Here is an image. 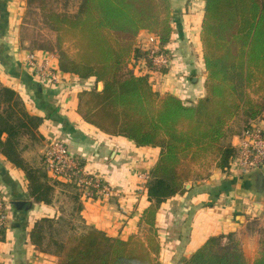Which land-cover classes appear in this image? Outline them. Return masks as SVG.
Here are the masks:
<instances>
[{
	"label": "trees",
	"instance_id": "trees-1",
	"mask_svg": "<svg viewBox=\"0 0 264 264\" xmlns=\"http://www.w3.org/2000/svg\"><path fill=\"white\" fill-rule=\"evenodd\" d=\"M25 1L43 11L44 22L55 33L58 69L102 83L100 90L79 92L82 119L136 146L159 148L145 185L149 204L140 220L143 236L113 238L90 227L61 237L54 220L42 217L29 231L30 242L39 252L54 255L57 264H159L156 214L161 204L182 194L188 182L203 179L198 167L207 162L228 173L237 152L229 141L230 124L239 118L245 127L264 116V0H202L205 94L190 104L174 94L158 93L147 74L128 67L141 56L157 69L148 51L139 48L137 36L146 30L161 45L171 40V0H77L73 11L48 7L52 0ZM42 121L27 110L14 88L0 82V155L25 173L28 196L49 204L59 181L51 180L43 165L22 156V139L38 137ZM259 232V252L251 264H264V228ZM4 233L0 227V240ZM183 264L249 263L240 242L228 233L208 237Z\"/></svg>",
	"mask_w": 264,
	"mask_h": 264
},
{
	"label": "crops",
	"instance_id": "crops-1",
	"mask_svg": "<svg viewBox=\"0 0 264 264\" xmlns=\"http://www.w3.org/2000/svg\"><path fill=\"white\" fill-rule=\"evenodd\" d=\"M201 5L200 13L194 15L190 9L186 17L184 9L176 15L172 5L173 34L164 45L172 51L168 67L152 69L141 56L128 65L135 74H147L158 93L174 94L188 104L205 94L200 42L203 1ZM25 7V0H0V82L19 93L30 113L43 118L37 133L43 143L62 141L85 170L98 174L115 190L110 197L91 199L72 184L59 182L49 204L37 203L28 196L25 173L0 155V193L7 213L0 264H57L54 255L39 252L30 242L34 223L51 218L59 235L65 236L82 234L90 227L119 239L141 234L142 212L149 204L142 175L150 176L159 148L136 146L128 138L108 135L85 122L77 112L78 94L82 89L100 90L102 83L60 71L57 54L35 51L50 59L62 84L42 80L25 66L22 57L27 49L22 47L19 28ZM191 17L199 20L193 22ZM147 36L146 30L138 33L141 51ZM255 123L264 130V116ZM243 127L229 126V141L235 148ZM23 157L31 163L25 149ZM185 189L166 199L156 214L159 264H183L208 237L228 233L240 242L251 264L259 252V229L264 228V164L245 173L214 167L206 178L188 182ZM18 201L23 204L15 205Z\"/></svg>",
	"mask_w": 264,
	"mask_h": 264
},
{
	"label": "built area",
	"instance_id": "built-area-1",
	"mask_svg": "<svg viewBox=\"0 0 264 264\" xmlns=\"http://www.w3.org/2000/svg\"><path fill=\"white\" fill-rule=\"evenodd\" d=\"M143 51H148L152 65L159 69L168 67L172 51L158 43L157 37L148 32ZM150 43V44H148ZM25 66L42 80L52 84H62L57 69L47 57H39L35 51H27L22 57ZM237 152L230 161V169L242 173L261 167L264 164V130L251 121L241 132ZM43 164L51 180L74 185L86 198H107L115 190L96 173L84 169L81 162L73 156L65 143L60 140L50 142L42 154ZM149 180V174H143ZM7 213L3 196L0 193V227H5Z\"/></svg>",
	"mask_w": 264,
	"mask_h": 264
},
{
	"label": "rangeland",
	"instance_id": "rangeland-1",
	"mask_svg": "<svg viewBox=\"0 0 264 264\" xmlns=\"http://www.w3.org/2000/svg\"><path fill=\"white\" fill-rule=\"evenodd\" d=\"M171 1L176 15H179L181 13V9L182 10L184 9L182 12L183 14H185V17L191 12L190 9H194L191 12L194 15L200 13L202 9L201 0H171ZM189 2L193 3L190 6V8L188 6ZM76 3L77 0H52L48 3L47 6L57 11H63V10L73 11L76 7ZM194 18L191 17V21L195 22L199 20V17L196 19ZM19 28H20V38H21L22 47L27 49L26 52L36 51L38 50L37 49L38 47L45 46L47 49H44V51L56 55V50L54 49L55 33L44 22L43 11L38 6L28 7L26 5L24 10V15ZM238 119L239 118L234 119V121L231 124H234L237 127V123H238V126H242L243 125L242 121ZM42 141L43 140H41L39 137H36L35 139L24 137L22 139V146H24L23 150L25 149L26 157L29 159L31 164L35 166H40V165L44 166L42 154L47 144H45V142L43 143ZM41 144L42 147L40 146ZM40 149L42 151H39ZM22 156H23V151H22ZM198 168L202 173V175L205 176L204 178H206L207 174H209L211 170L214 168V165L213 163L207 162L206 164L199 166ZM68 185L70 186L71 184ZM144 228L145 227H143L141 234H139L140 236H143V233H145ZM59 231L62 234L61 230ZM59 236L65 237V233L64 235L62 234Z\"/></svg>",
	"mask_w": 264,
	"mask_h": 264
},
{
	"label": "water",
	"instance_id": "water-1",
	"mask_svg": "<svg viewBox=\"0 0 264 264\" xmlns=\"http://www.w3.org/2000/svg\"><path fill=\"white\" fill-rule=\"evenodd\" d=\"M22 204H23V202H20V201L15 202V205H17V206H20V205H22Z\"/></svg>",
	"mask_w": 264,
	"mask_h": 264
}]
</instances>
